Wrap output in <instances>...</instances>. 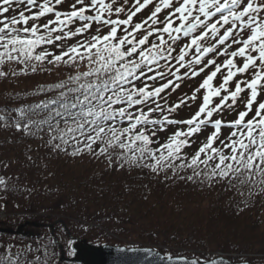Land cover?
I'll return each instance as SVG.
<instances>
[{
	"label": "trees",
	"instance_id": "1",
	"mask_svg": "<svg viewBox=\"0 0 264 264\" xmlns=\"http://www.w3.org/2000/svg\"><path fill=\"white\" fill-rule=\"evenodd\" d=\"M14 5L5 15L11 16ZM45 19L40 18L37 23H46ZM160 22L159 19L152 25L147 21L135 35L139 38ZM52 35L62 34L57 31ZM152 41L158 43L154 34L149 37V43ZM168 45L173 48L169 41ZM67 48L59 41L42 43L34 54L46 51L59 55ZM52 55L42 62L5 59L0 64V71L6 73L0 76V205L20 211L9 213L0 226L14 228L25 221L42 224L24 228L26 236L0 233V264H72L59 261V243L68 256L72 252L73 240L67 230L73 239L93 244L152 247L166 256L202 261L221 252L232 261L264 264V175L253 171L249 176L242 169L227 177L211 176L218 157L207 165L198 162L188 167L195 153L187 152V143L181 145L179 153L161 160L156 170L147 166L155 164L161 154L167 157L168 149L162 146L174 136L169 131L175 125L169 121L181 119L173 108L169 88L138 105H113L126 107L133 116L143 112L150 121H159L137 125V130L143 129L149 135L152 142L148 147L155 158L148 153L141 158L136 153L133 162L132 151L121 149L118 144L102 152L103 141H96L89 151L84 148L87 141L79 131L66 130V125L75 127L72 121L79 119L77 114L84 107L80 100L85 90L74 89L92 79L81 77L77 82L70 77L86 71L88 65L80 61L49 63ZM171 58L172 54L165 51L158 60L169 67L164 61ZM142 68L147 71L145 66ZM148 77L140 76L132 84L137 88L147 85L148 91L163 85L164 75ZM166 92L168 100L163 98ZM159 97L162 103L158 102ZM109 123L121 128L128 126L129 121L117 116ZM182 136L179 139L187 140ZM139 144L138 141L133 147ZM77 148L82 151L77 153ZM206 155L214 154L209 150L200 159ZM11 240L22 243V248L13 251Z\"/></svg>",
	"mask_w": 264,
	"mask_h": 264
},
{
	"label": "snow or ice",
	"instance_id": "2",
	"mask_svg": "<svg viewBox=\"0 0 264 264\" xmlns=\"http://www.w3.org/2000/svg\"><path fill=\"white\" fill-rule=\"evenodd\" d=\"M62 2L63 0H55L53 4L51 0H43L42 3L38 0H0V17H2L0 19V49H3L0 52V64H3L5 59L18 60L21 63L32 59L42 62L52 54L46 51L34 54L38 45L42 43L53 44L54 41H61L66 37L84 33L92 27L91 22L93 21L107 25L108 30L106 32L96 30L97 34L92 35L90 40L78 42L59 55H52V60L49 61V63L64 62L73 64L80 61L86 62L88 65L86 71L78 72L76 76L70 77V79L77 82L80 81L81 77L92 79L88 83L80 84L78 89H74V91L85 90L83 99L80 100L81 105H84V107L77 114L79 119L74 118L72 121L75 127L66 125L68 133L79 131L80 135L84 136L87 141L84 148L91 151L96 141H103L105 147L102 152H107L110 147L118 144L119 148L132 151L131 160L133 162L137 159L136 153H140L141 158L144 157L145 153L155 158L154 153L148 147L152 142L149 135L143 129L137 130V125L142 122L156 124L159 121H150L148 115L143 112L140 115L133 116L126 107L114 108L113 105L126 103L128 107H131L141 104L149 97L158 96L172 83L168 81L152 91L147 90V85L137 88L132 84L133 80L145 75L142 66H147L150 72L152 71L151 66L158 58L163 57L165 51L169 55L173 51L164 37L165 33L171 40L175 41L178 36L173 35V33L179 34L183 31V35L188 37L189 34L195 33L200 28L199 34L191 36L190 43L180 50L179 55V60L183 61L186 50L195 46L196 51L199 53L195 57V63L199 64L202 56L215 49V45L204 47L201 41L209 35V32L216 36L219 32L218 25L221 27L228 25L231 20V25L222 35H219L216 41L217 44L223 45L229 37H233L232 43L237 45L236 49L231 51L230 58L224 61V66L228 69L227 74L223 77V83L220 87L213 88L212 81L220 72L221 65L216 64L214 60L207 62L215 65V70L208 74L200 84V88L208 90L207 94L203 97V105L186 123L192 125L201 113L206 112L211 98L220 95L221 88L232 81L237 73H246L251 67L253 69L252 77L247 81H237L235 90L230 91L227 96H223L221 103L211 110H207L206 115L212 117L213 112L220 108L229 96L232 102L235 103L237 96L244 91L245 87L250 90V97L245 105L247 110L240 111L238 117L229 122L230 126L236 127V131L231 132V137L238 138L231 139L230 143L220 141L223 148L229 149L228 154L213 146L221 132L222 124L221 120L216 119L214 120V131L207 137L206 143L192 156L188 167L197 165L198 162L207 165L209 161L216 160L218 157V163L212 169L211 176L227 177L229 173H241L242 169L246 170L249 176L253 171L264 175V99L257 101V97L260 95L258 86L264 83V15H259L264 12V0H259V2L257 0H223V2L221 0H180L178 3L175 0H159L154 10L148 15L147 20L155 25L159 22L158 14L161 13L162 9H171L169 15L165 17L164 26L162 28L150 26L145 33L139 35V38L135 34L140 32L147 21L135 23L130 31L125 28L121 35H118V31L122 25L131 24L133 17L151 4L152 0H143L142 3L137 0L138 6L134 11H130L125 19H105L104 13H111L113 10V6L105 3V0H90V3L87 4L85 0H76V4L81 6L77 7L74 4L71 6L70 11L64 12L58 11L55 7V5H61ZM14 3H26L37 10L27 9L30 13L28 15L25 14V11H19L17 15H5ZM89 9L94 10L95 15H85ZM13 11L15 10L13 9ZM123 11V7L115 8L116 13ZM49 13H54V19H47L46 23H37L40 18L47 17ZM217 13L220 14L219 19L211 22L210 18L216 16ZM174 15L179 20V26L176 27L173 26L171 18ZM76 18L84 21L83 25L77 27L75 31L69 29L65 32L64 28L73 23ZM30 21H32L31 24ZM206 21L209 22L206 23ZM18 25H21V27H17ZM50 25L53 26L50 27ZM201 26L203 27L201 28ZM238 26L241 29L242 37H245L239 40L235 38L233 33V29ZM41 27L46 30V35L40 34ZM57 31H60L62 35L53 37L52 34ZM154 33L158 34V43L156 41L149 43V37ZM144 45H148V47H142ZM165 45H168L167 49ZM256 52H258V57L253 55ZM13 53L16 55H13ZM223 54L227 55L228 53ZM238 56L244 58L242 66L235 64L234 58ZM180 67H184V65L181 64ZM233 68H235V71H233ZM33 70H35V67H33ZM138 71L139 75H137ZM200 71H203V69H200ZM192 74L197 75L195 71ZM4 75L6 73L0 71V76ZM156 76L162 77L163 73L157 72ZM148 79H155V77L149 76ZM242 83L244 87L241 86ZM126 84L131 85V87H125ZM254 102H257L258 106L254 107ZM72 107L75 108L76 104H73ZM149 111H152V109H149ZM250 112L253 114L246 120L245 118L249 116ZM117 116L122 120L127 119L129 121L128 126L118 128L109 123L115 121ZM169 123H173V121H169ZM204 123L205 120H200L195 127L189 129L188 134L199 131L200 125ZM86 125L89 126L87 133L85 132ZM182 135L184 134L181 132L175 133L172 139L162 146L168 149L167 157L161 154L159 158H155V164L147 166L156 170L161 160L172 157L174 153H179L181 145L187 143L186 139H179ZM138 141L140 142L139 146L134 148L133 146ZM79 142L77 141V143ZM209 150L214 155H206L205 159H200L201 154H206ZM80 151L82 149H76L77 153ZM195 174L199 175L200 173ZM188 179H192V177H188Z\"/></svg>",
	"mask_w": 264,
	"mask_h": 264
},
{
	"label": "rangeland",
	"instance_id": "3",
	"mask_svg": "<svg viewBox=\"0 0 264 264\" xmlns=\"http://www.w3.org/2000/svg\"><path fill=\"white\" fill-rule=\"evenodd\" d=\"M38 2H43V0H38ZM142 3L143 0H140ZM175 2H180V0H175ZM259 2V0H257ZM51 3H55V0H51ZM85 3H90V0H85ZM105 3L110 4L113 6V10L111 13L105 12L104 17L105 19L111 18V19H125L127 18V15L130 11H134L137 5V0H105ZM159 3V0H152V3L149 4L146 8L142 9L140 12H138L134 17L129 25H122L120 27V30L118 31V35L124 32V29L127 28L129 31L131 30L132 25H134L137 22L144 23L145 20H147V16L150 15V12L154 10L155 5ZM76 4V0H63L61 5H55L56 9L58 11L64 12V11H70L71 6ZM77 7H80L81 5L76 4ZM116 7H123L124 11L121 13H116L115 8ZM20 8H23V11H27V9L32 10V6L27 5L26 3L16 4L14 5V10L11 12L13 15L15 12H19ZM36 9V8H35ZM37 10V9H36ZM171 9H162L161 13L158 14V18L160 19V23L158 27L156 28H162L165 23V17H167L170 13ZM86 13L88 15H95V11L92 9H89ZM18 14V13H15ZM30 14V13H28ZM27 14V15H28ZM178 15V14H177ZM259 15H264V12L260 13ZM220 14H216V16L213 17V19H210L211 22H215L219 19ZM43 18V17H42ZM46 18V17H45ZM173 20V26H179V20L176 19V16L171 17ZM203 19V17H201ZM47 19H54V13L47 14ZM45 19V20H47ZM247 19V18H246ZM44 20V21H45ZM209 21H206V23ZM84 21L79 20L76 18L73 23L67 25L64 28V31H68L69 29L72 31H75L77 27H81L83 25ZM222 23V22H221ZM232 21H229L228 25H223L222 27L218 25L219 32L216 36H213L210 32L209 35L201 41V44L204 47H208L211 45H215V49L212 52L206 53L204 56L201 57L200 63H195V57L199 55V53L196 51L195 46H192L191 48H188L186 50L185 59L183 61L179 60L180 50L185 47V45L189 44L191 41L192 35H197L200 32V28L196 30L195 33L189 34L188 37H185L183 35V32L177 34L173 33V35L178 36V39L175 41L171 40L168 35L165 33L164 37L167 41L171 42L173 44V51H172V58L169 60L164 61L165 63L168 62L170 65L169 67L164 66L163 60H158L156 64L152 65V71H148V67L145 66V69L147 70L145 75L148 76H154L157 72L163 73L164 77L161 79L162 84L167 83L168 81H171L172 83L169 84L167 88L168 91H171L172 94L170 97V100H172L173 108L174 110L179 114L178 118H183L185 120V123H175L174 126H171V131H169L170 134L174 135L177 132H181L184 135H186L187 138V145L186 149L188 153H196V151L207 141V137L214 131L215 125L214 120L219 119L222 121L221 124V132L217 138V140L214 142V147H223V145L220 143V141H225L227 143H230L231 139L238 138V137H231V132L236 131L235 126H230L229 122L233 121L238 117V113L240 111L247 110L245 105L247 102V99L250 97V90L246 87L244 88V91L240 93L237 98L236 102L233 103L231 100V97L229 96L228 100L224 101V103L221 105L220 108H218L215 112H213L212 117H207L206 113L207 110H211L214 108L217 104L221 103V98L223 96H227L230 91L235 90V83L237 81L243 82L249 80L253 75V69H249L246 73H237L236 76L233 77L232 81H229L227 85H225L223 88L220 89V95L214 96L211 98L206 112L201 113L199 117H197V120L193 122L192 125L187 124L186 122L193 116L195 113L199 110V108L203 105V97L207 94V89L200 88V84L203 82V80L206 78L208 74H210L212 71L215 70V65L208 64L207 62L209 60H214L216 64L221 65V70L219 73H217V76L214 77L212 81L213 88H219L220 85L223 83V77L227 74V67L224 66V61L228 58H230L231 51L235 50L237 45L232 43L233 37H229L227 41L224 42L223 45L217 44L216 41L219 38V35H222L223 32L231 25ZM238 23V22H237ZM40 24V23H39ZM92 27L87 30L84 33L77 34L73 37H66L63 40L59 41L61 44H63L65 47H70L78 42H83L85 40H90L92 35L97 34L96 30H99L100 32H106L108 30V26L103 24L102 22L93 21L91 22ZM203 26H201L202 28ZM42 32H45L46 30H40ZM233 33L236 39H242L245 37H242L241 35V29L239 26L235 29H233ZM62 34V33H61ZM154 35L157 37V33H154ZM230 46V47H229ZM227 52L228 54L225 55L223 53ZM220 53V54H218ZM253 55H256L258 57V52L253 53ZM244 58L236 57L234 58L235 64L237 66H242V61ZM161 62V63H160ZM160 63V64H159ZM259 63V62H258ZM183 64L184 67H180V65ZM200 69H203V71H200ZM193 71L197 73V75H193ZM233 71H235V68H233ZM242 87H244V84H241ZM199 89V91H197ZM258 91L260 92V95L257 97V101L264 99V83L258 86ZM168 94L163 96L165 100H168ZM158 98V97H157ZM162 98L159 97L160 103H162L160 100ZM159 105V104H158ZM178 105V107H177ZM258 106L257 102H254V107ZM252 112L249 113V116L245 119L247 120L252 116ZM200 120H205V123L200 125L199 131H196L192 134H188L189 129L196 126V124ZM183 138V136H180ZM224 150V149H223ZM227 153H229V149H225ZM7 210L10 213H19L20 211L18 209H14L10 205H8ZM14 211V212H11ZM7 215V214H6ZM5 215V216H6ZM0 218H2V214L0 213ZM9 218V214L6 216V220ZM12 250H16L17 248L21 247L20 244L16 242V240H12L11 242Z\"/></svg>",
	"mask_w": 264,
	"mask_h": 264
},
{
	"label": "water",
	"instance_id": "4",
	"mask_svg": "<svg viewBox=\"0 0 264 264\" xmlns=\"http://www.w3.org/2000/svg\"><path fill=\"white\" fill-rule=\"evenodd\" d=\"M24 225L16 231L0 228L1 232L20 233ZM75 254L69 261L80 264H258L252 262H231L224 257H218L201 262L198 259L185 257H165L151 248H125L122 246H95L79 241L74 245ZM62 260L64 257L62 256Z\"/></svg>",
	"mask_w": 264,
	"mask_h": 264
}]
</instances>
